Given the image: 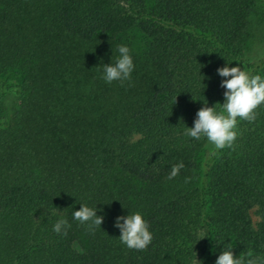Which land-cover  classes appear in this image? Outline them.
I'll return each instance as SVG.
<instances>
[{"label":"trees","instance_id":"obj_1","mask_svg":"<svg viewBox=\"0 0 264 264\" xmlns=\"http://www.w3.org/2000/svg\"><path fill=\"white\" fill-rule=\"evenodd\" d=\"M258 4L0 0V264H215L229 247L264 258V105L238 119L231 148L185 135L201 107L222 111L218 68L264 78V54L246 53ZM120 45L131 81L107 83ZM81 204L103 217L94 233L73 218ZM137 212L153 236L143 251L114 226Z\"/></svg>","mask_w":264,"mask_h":264},{"label":"clouds","instance_id":"obj_2","mask_svg":"<svg viewBox=\"0 0 264 264\" xmlns=\"http://www.w3.org/2000/svg\"><path fill=\"white\" fill-rule=\"evenodd\" d=\"M118 52L120 55L114 64L103 65L102 79L107 83L119 81L123 84L125 81H131L134 63L130 49L120 45ZM217 73L226 78L221 81V87L225 89L224 103L221 104L222 111L218 112L214 106L201 107L196 113L194 126L188 127L185 135L196 140L206 138L215 150H222L233 146L238 135L236 131L238 119L255 121L256 110L264 105V78L258 74L252 75L239 66L226 65L218 68ZM183 168V162L173 165L167 179L175 178ZM73 218L81 224H87L88 231L93 233L103 222V217L96 214V209L82 204L79 210L73 211ZM114 226L120 230V241L129 249L143 251L152 242L153 236L149 226L138 212L127 216H117ZM70 227L66 219H61L53 225V231L66 236ZM215 264H264V258L238 257L229 247L221 252Z\"/></svg>","mask_w":264,"mask_h":264},{"label":"rangeland","instance_id":"obj_3","mask_svg":"<svg viewBox=\"0 0 264 264\" xmlns=\"http://www.w3.org/2000/svg\"><path fill=\"white\" fill-rule=\"evenodd\" d=\"M249 32L252 35L247 45V56L249 58H258L264 54V0H259L258 8L249 27ZM128 38L132 42V47L136 53H141L143 37L138 32L133 31L128 35ZM8 102L7 104L9 105L12 100L9 99Z\"/></svg>","mask_w":264,"mask_h":264}]
</instances>
